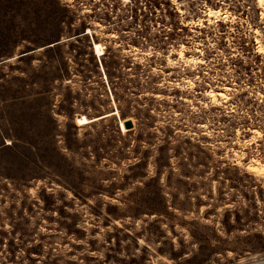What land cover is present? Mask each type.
Listing matches in <instances>:
<instances>
[{"label": "rangeland", "instance_id": "1", "mask_svg": "<svg viewBox=\"0 0 264 264\" xmlns=\"http://www.w3.org/2000/svg\"><path fill=\"white\" fill-rule=\"evenodd\" d=\"M261 10L0 0V264H264Z\"/></svg>", "mask_w": 264, "mask_h": 264}, {"label": "bare ground", "instance_id": "2", "mask_svg": "<svg viewBox=\"0 0 264 264\" xmlns=\"http://www.w3.org/2000/svg\"><path fill=\"white\" fill-rule=\"evenodd\" d=\"M257 1V3H258V5L259 6H261L262 7V10H261V20H262V22L264 23V0H256ZM217 13H218V10H216V9H208V12H207V16H208V19L210 18V17H212V16H216L217 15ZM211 19V18H210ZM260 20V21H261ZM263 27H264V25H263ZM256 32L260 35V31H258L257 29H256ZM257 41V44H258V47H257V52H264V44L262 43V40H261V38H258L257 37V39H256ZM208 95L210 96V98H211V100H213V101H215V100H217L216 99V97H217V95H224V93L223 92H218V93H216V92H214V91H209L208 92ZM126 121V120H125ZM124 121V122H125ZM254 161V160H253ZM247 169H249V170H251V172H255V173H257V174H259V175H261V176H263L264 177V161H262V162H258V161H255V162H251V163H249L248 165H247ZM256 174V175H257Z\"/></svg>", "mask_w": 264, "mask_h": 264}, {"label": "water", "instance_id": "3", "mask_svg": "<svg viewBox=\"0 0 264 264\" xmlns=\"http://www.w3.org/2000/svg\"><path fill=\"white\" fill-rule=\"evenodd\" d=\"M124 125H125L126 128H130V127H132V121L129 120V119H127V120L124 122Z\"/></svg>", "mask_w": 264, "mask_h": 264}]
</instances>
